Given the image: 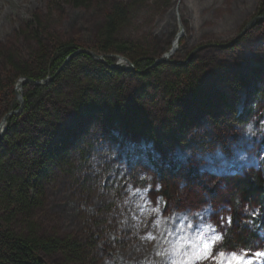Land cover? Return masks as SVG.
Wrapping results in <instances>:
<instances>
[{"label": "rangeland", "instance_id": "rangeland-1", "mask_svg": "<svg viewBox=\"0 0 264 264\" xmlns=\"http://www.w3.org/2000/svg\"><path fill=\"white\" fill-rule=\"evenodd\" d=\"M261 1L135 0L130 22L118 37L151 55L163 57L173 50L167 66L148 80L126 66H105L119 74L102 79L96 70H80L78 79L60 82V94L52 96L48 110L60 118L55 139L64 141L65 153L53 158L43 183V206L34 220L42 238L91 247L80 260L41 254L45 264H178L201 234L219 235L224 251L221 243L234 225L229 207L220 200L227 183L262 172L264 23L259 20L229 46L258 16ZM133 2L91 0L76 9L69 0H0L1 121L16 111L8 112L10 106H19L15 88L22 79L15 82L13 101L9 87L16 73L9 58L16 57L17 64L28 60L38 49L32 36L51 49L75 43L91 50L105 14L116 4ZM35 17L41 25L31 24ZM181 28L184 33L174 47ZM247 52L254 57L243 59ZM171 64L195 68L196 96L184 88L171 94ZM64 66L50 77L55 80ZM82 89L92 94L96 108L78 114L75 105ZM150 162L177 185L173 201L162 196ZM259 211L257 204L247 205L237 227L252 231ZM263 248L264 231L259 230L253 248L224 251L225 258L236 252L247 260Z\"/></svg>", "mask_w": 264, "mask_h": 264}, {"label": "trees", "instance_id": "trees-1", "mask_svg": "<svg viewBox=\"0 0 264 264\" xmlns=\"http://www.w3.org/2000/svg\"><path fill=\"white\" fill-rule=\"evenodd\" d=\"M69 1L79 9L87 6L91 0ZM133 1V4H116L105 14L104 26L98 32L91 50L99 55H121L133 62L135 68L141 72L140 77L147 80L154 79L158 72L167 66L161 64L154 67L155 61L161 57V54L151 55L148 51L139 50L130 41L118 37L120 31L130 22L131 10L137 0ZM258 16H264V0L261 1ZM33 23L40 24L37 17L31 24L34 25ZM260 23L264 22L259 21L258 24ZM177 35L178 33L173 40ZM32 39L38 49L31 53L28 60L17 64L16 57L9 58L10 66L16 73L15 80L9 87L12 90L13 101L15 100L13 88L17 80L28 78L42 81L48 76H54L64 66L68 57L81 49L75 43L51 49L38 35L32 36ZM242 57L246 60L254 56L247 52ZM109 63L112 64L111 61ZM194 69L191 64H171L175 78V82L170 87L172 95L177 91L181 92L182 88L188 93L192 92L194 96L200 92L196 88ZM80 70H96L102 79L113 78L119 74V71L106 69L88 55L76 56L47 86H25L23 113L7 120L6 134L0 143V264H45L41 260V254H62L67 260H80L91 247L71 239L42 238L38 234V225L34 220L35 211L43 206L45 196L43 183L51 171L53 158L58 160L65 153L64 141L57 142L55 139L60 118L56 114H51L48 104L52 96L60 94L58 93L60 82L69 78L78 79L76 72ZM88 86L93 91L92 85ZM87 92L81 90L75 105L78 114L81 111L91 112L96 108V102L90 97L92 94L88 96ZM14 109H19V106H10L8 112ZM1 111L0 108V122ZM44 136H47L45 142L42 141ZM127 156H130L129 152ZM147 156L150 160L153 154L149 152ZM151 165L161 180L162 196L167 202L176 199L179 195L177 185L164 177L163 170L156 162H152ZM261 168V174H250L246 178L232 179L227 183L229 187L220 200L229 207L234 225L227 231L221 243L224 251L250 250L257 242L259 230L264 231V158ZM172 170L175 168L173 167ZM207 192L212 193V190L207 189ZM253 204H257L260 208L257 216L254 215L255 220L254 218L252 220L255 228L248 231L246 225L237 227L244 208ZM257 254L248 255L245 264H264V255Z\"/></svg>", "mask_w": 264, "mask_h": 264}, {"label": "water", "instance_id": "water-1", "mask_svg": "<svg viewBox=\"0 0 264 264\" xmlns=\"http://www.w3.org/2000/svg\"><path fill=\"white\" fill-rule=\"evenodd\" d=\"M176 10L178 11V6L176 7ZM259 20H263L264 21V16H257L252 22L249 23V25L245 28L244 32H242L241 35H239L237 38H235L230 44L229 46L234 45L241 36H243L247 30H249L252 26H254V24H256ZM181 33H184L183 28H181ZM225 47V46H223ZM205 48V47H204ZM203 48H200L198 50H202ZM197 50V51H198ZM196 52V51H195ZM194 52V53H195ZM194 53L191 55V57L188 59V61L192 58V56L194 55ZM88 55L89 57H91L94 61L100 63L103 66H106L110 69H116L118 67H120L119 62H124L126 64V67L129 68L132 72L141 74V72H138L137 69L135 68L134 64L128 60L127 58L121 56V55H99L97 53H95L94 51L91 50H85V49H79L77 51H75L72 55H70L68 57V59L66 60L65 64H68V62H70L74 57L79 56V55ZM170 54H171V50L170 53L168 54H164L163 57H161L160 59L155 61L154 67H157L161 64H165L169 62L170 59ZM107 59H116L118 61L116 66H111L109 65L106 60ZM53 77H47V79L42 80V81H35L33 79H28V78H23L21 81H19V84L16 86L15 91H16V97L17 100L19 102V109L16 111H13L9 114H7L2 121L0 122V143L2 142V140L4 139V136L6 134V130H7V120L8 118H11L13 116H17V115H21L23 113L24 110V106H25V102H24V98H23V88L26 85H30V86H35V87H45L47 86L49 83H51L53 81Z\"/></svg>", "mask_w": 264, "mask_h": 264}, {"label": "snow or ice", "instance_id": "snow-or-ice-1", "mask_svg": "<svg viewBox=\"0 0 264 264\" xmlns=\"http://www.w3.org/2000/svg\"><path fill=\"white\" fill-rule=\"evenodd\" d=\"M249 131H251V129H249ZM207 230L206 228L204 231ZM213 231H215V229H213ZM220 240L221 237L219 235L203 238L201 234V236L198 237L199 243L193 242L191 244L193 250L191 252H185L183 254L184 259L180 260L178 264H200V262L208 259H215L216 264H245L244 255H238L236 252H232L225 258V252L220 251V245L218 243ZM214 249L218 251V256H214ZM257 255L264 254L258 253Z\"/></svg>", "mask_w": 264, "mask_h": 264}, {"label": "bare ground", "instance_id": "bare-ground-1", "mask_svg": "<svg viewBox=\"0 0 264 264\" xmlns=\"http://www.w3.org/2000/svg\"><path fill=\"white\" fill-rule=\"evenodd\" d=\"M181 36H182V33H180L179 35H177L176 39H175V42H174V47H176V45L178 44V42L180 41L181 39ZM173 52V50L171 51V53ZM171 56V55H170ZM120 64V67L121 66H126V64L124 62H119ZM24 98V96H23Z\"/></svg>", "mask_w": 264, "mask_h": 264}]
</instances>
